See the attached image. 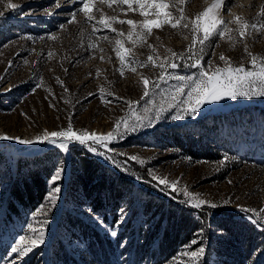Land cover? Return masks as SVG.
<instances>
[{
    "label": "rangeland",
    "instance_id": "obj_1",
    "mask_svg": "<svg viewBox=\"0 0 264 264\" xmlns=\"http://www.w3.org/2000/svg\"><path fill=\"white\" fill-rule=\"evenodd\" d=\"M7 3L18 4L20 8L11 10L6 7ZM212 3L213 0H190V3L183 7L187 16L195 17ZM79 7L81 5L74 4L73 0H0V12L4 13V17L0 18V134L33 138L44 130L57 131L66 128L70 122L74 130H87L97 134L113 131L117 137L109 142L108 149L102 145L95 146L96 153L91 152L88 145L78 142H68V149L65 151L59 143L23 145L15 140L0 141V264H49L46 248L56 230L55 223L62 207L78 212L96 224L100 230L110 229L109 225L101 222V218L93 215L86 206L64 202L66 185L72 172V143L83 146L85 152L159 191L162 186H158L152 176H162L170 181L178 180L181 187L187 186L190 192L200 194L201 199L219 206L264 209V165L245 162L223 170L224 158L220 161H208L194 160L183 154L176 155L177 152L172 147L166 146L167 141L162 135L166 129H180L183 134L186 131H194L199 128L203 118L212 114L210 112L222 104L228 106L214 113L250 105L264 106V96L238 97L235 101L225 98L203 105L195 116H184L179 109L168 108L174 86L180 81L167 79L160 82L159 88L150 84L149 95L144 96L142 77L157 81L160 68L153 67L150 63L143 67L139 64H126L124 74L121 75V61L116 56L114 44L111 42L118 37L108 30L92 33L93 24L102 16L139 20L141 17L138 12H128L127 5L118 6L114 2L110 7L103 0H95L96 10L91 13L94 19L85 22L84 13L77 11ZM262 9L264 0H236L231 10L222 12L221 16L225 22L233 21L237 15L251 22H259L264 19L260 16ZM73 13L76 22L68 23ZM27 24L32 25L33 30L23 27ZM61 24L65 25L64 29L59 28ZM113 26L125 33L129 30L127 24L117 23ZM238 27L235 22L227 23L228 29L235 30ZM51 34H55L57 38L51 39ZM104 35L108 36V40L102 38ZM228 36H231L232 40H229ZM92 41L97 44L96 48L88 47ZM191 41L192 35L187 30L165 27L163 30H154L148 37L147 44L133 45L125 40V46L135 60L147 62L148 56L153 54L149 44L155 45L159 56L164 57L168 55L166 48L180 52L185 50ZM215 43L217 46L205 47L207 55L201 61L202 66L212 60L214 65L223 67L224 62L219 60V55L223 53L233 63L250 67V57L244 52V47L247 46L248 53L264 54V29L258 33L257 30L248 28L243 42H240L238 33L232 31L226 33L223 39H217ZM49 53L52 55L49 56ZM153 58L156 59L155 55ZM132 67L136 70L132 71ZM169 71L172 75L187 76L197 73L198 69L180 67ZM57 78L63 83H58ZM37 84L40 86L36 87ZM128 101L133 103L129 105ZM161 104L167 111L157 119L155 110ZM145 108L151 111L146 113ZM173 115H181L182 118L174 120L171 118ZM136 116L147 117L143 120L146 126L125 132L121 125L119 132L115 131L117 120L123 118L129 124H134L137 123ZM149 119L152 120L151 124L148 123ZM262 125L261 119L250 120L248 126L241 124L237 126L234 138L240 149L252 144L258 159L263 158L262 148H258V135ZM24 148L26 149L23 150ZM53 148L63 152L55 155L57 168L63 169L62 179L57 182L61 191L57 194L55 204L49 203L45 197L39 207L26 213L25 221L14 213L9 216V186L16 174L15 170L20 165L25 166L24 159L20 158H33L35 150L47 151ZM99 152H104L105 155H99ZM133 155L144 163L131 160ZM150 171L152 175H149ZM52 187L49 179V190ZM161 192L181 202L186 199L179 191ZM202 207L210 206L205 204ZM129 213L130 210L121 214L122 219L114 225L113 230L121 229ZM29 224L37 230L43 228L45 242L23 258H18L16 253L11 252L17 239L22 235L30 237L38 234L29 229ZM219 232L217 227L210 225L206 237L201 234L194 239L196 244H192V241L185 244L162 264H173L174 259L177 264H190V257L182 253L195 251L201 246L205 248V252L195 264L220 262V258L210 247L213 242L211 236ZM62 237L65 241L69 240L67 244L70 247L81 246L68 239V235ZM130 254L132 251L125 256Z\"/></svg>",
    "mask_w": 264,
    "mask_h": 264
},
{
    "label": "trees",
    "instance_id": "obj_2",
    "mask_svg": "<svg viewBox=\"0 0 264 264\" xmlns=\"http://www.w3.org/2000/svg\"><path fill=\"white\" fill-rule=\"evenodd\" d=\"M23 27L33 30L29 24ZM256 119L263 120L258 135L262 159L256 157L252 144L240 149L234 139L237 126H248ZM198 127L184 134L180 129H166L162 133L166 146L172 147L176 155L194 160L224 158L223 170L245 162L264 165V106L212 113ZM82 147L70 145L72 172L64 202L86 206L110 229L100 230L78 212L62 207L46 248L49 264H162L201 234L206 237L210 225L220 230L211 236L210 247L220 258L216 264H264V225L257 222L256 216L225 206L195 208L127 176ZM33 153V158H20L25 166L15 170L7 196L9 216L14 213L22 221L47 196L49 179L58 166L55 155L63 152L53 148ZM121 210L130 213L113 237L111 231L122 219ZM63 235L81 246L70 247ZM130 251L132 254L125 256Z\"/></svg>",
    "mask_w": 264,
    "mask_h": 264
},
{
    "label": "snow or ice",
    "instance_id": "obj_3",
    "mask_svg": "<svg viewBox=\"0 0 264 264\" xmlns=\"http://www.w3.org/2000/svg\"><path fill=\"white\" fill-rule=\"evenodd\" d=\"M108 6H112L115 2L118 6L127 5L128 12H138L141 19H119L117 16L107 17L102 16L98 21L93 24L92 33L103 32L108 30L115 34L118 38L111 41L114 44V51L116 56L121 61V75H123V69L126 64H139L140 66H147L149 63L153 67L160 68V74L157 81H150L148 78L142 77L144 96L149 95V85L151 84L155 88L160 87L161 81L167 79H175L180 81L179 84L174 86V90L171 93L168 108H177L184 116H195L198 110L205 104H212L213 102L230 98L235 101L238 97L249 96H264V54H251L247 51V46L244 47V52L250 57V67H246L243 64H235L230 58H227L223 53L219 55V60L224 62V66L220 67L214 65L212 60H208L206 66H202L201 61L204 56L207 55L205 47H213L216 45L217 39H223L226 33L235 31L238 33L240 42L246 35L248 28H252L258 31L264 29V19L259 22H251L245 20L240 16H235L233 21L225 22L221 16L222 12L230 11L231 7L236 3V0H213V3L204 8L202 12L195 15V17H189L185 14L183 5L190 3V0H103ZM74 4H79L81 7L77 11L83 12L85 15V22L92 21L94 17L91 15L94 8L95 0H73ZM60 6V5H58ZM6 7L11 10H18L20 5L14 3H7ZM54 14V13H49ZM260 16L264 18V9H262ZM4 17V13L0 12V18ZM75 21V13L71 14V18L68 23ZM235 22L239 27L235 30L228 29L227 23ZM129 26L127 33L118 31L114 24ZM168 27L172 30H187L192 35L191 44L183 51L177 52L173 49L166 48L165 51L168 55L160 57L156 46L149 44L148 47L152 49V53L147 58V62H140L131 57L130 50L125 46V40L131 42L133 45L137 43L147 44L148 37L152 35L154 30H163ZM60 29H64L65 25H59ZM51 39L55 40L57 37L55 34H51ZM104 40H108V36L102 37ZM157 39H160L157 37ZM229 40H232L231 36H228ZM235 41L233 42V46ZM89 48H96L97 44L92 41L88 44ZM102 51V49H101ZM52 53H49L51 56ZM156 57L154 59L153 57ZM103 59V57H101ZM259 61V63H258ZM180 67H190L198 69L197 73L192 75H172L169 69H177ZM135 71V67L131 68ZM58 83H63L59 81ZM40 85L37 84L36 87ZM35 91V88H33ZM67 91V89H65ZM91 95V94H90ZM101 95L103 96V89H101ZM129 105L133 102L128 101ZM151 109L145 108V112H149ZM167 111V108L161 104L155 110V118H160L161 114ZM147 117L136 116L137 123L129 124L126 120L121 118L117 120L115 125V131L119 132L121 125H123L125 132L136 131L139 127H144L143 120ZM172 119H181V115H173ZM148 123L151 124L152 120L149 119ZM117 138L114 136L113 131H109L106 134H97L96 132H88L87 130H74L72 124L69 122L66 128H61L57 131L44 130L41 134L33 138H23L20 136H10L8 134H0V141L15 140L23 145H32L35 143H50L59 146L65 151L68 149V142H78L81 145H88L91 152L96 153L97 147L102 145L105 149H108L109 142ZM99 155H105L104 152H99ZM123 155V154H121ZM108 159H112L108 157ZM133 161H139L144 163L143 160H139L136 155L130 157ZM227 159V157H225ZM115 161L113 160V163ZM62 168H57L50 177V183L53 187L48 191L46 199L51 204H55L57 194L60 193L61 188L58 185V181L62 179ZM149 175H152L151 171ZM154 181L158 182V186L161 187V191H170L175 193L181 192L186 199L183 201L186 204H191L195 208H201L205 204H208L212 208H217L219 205L211 203L200 198V194H194L188 190L187 186L181 187L178 180H169L162 176H152ZM231 182V181H229ZM230 201H225L228 203ZM44 206L42 205L41 208ZM240 210L242 212L253 213L258 217L257 222L264 225V209L245 208L242 206ZM91 211V210H89ZM123 213V210H121ZM34 216L36 213L33 214ZM252 216H249L251 219ZM29 229H32L38 234L35 236H20L15 246L11 248L12 253H16L18 258H23L33 249L45 242L44 231L41 227L39 230L33 228L32 224L28 225ZM111 236L116 237L117 232L111 231ZM192 244H196L197 241L193 240ZM190 248V246H188ZM205 248L198 247L195 251H185L182 253L184 256L190 257V264H195V261L199 260L204 255ZM173 264H177L175 259Z\"/></svg>",
    "mask_w": 264,
    "mask_h": 264
},
{
    "label": "water",
    "instance_id": "obj_4",
    "mask_svg": "<svg viewBox=\"0 0 264 264\" xmlns=\"http://www.w3.org/2000/svg\"><path fill=\"white\" fill-rule=\"evenodd\" d=\"M227 106H228V104H222V105H220L219 107L213 109L210 113H214V112H216V111H219V110H221V109H224V108H226Z\"/></svg>",
    "mask_w": 264,
    "mask_h": 264
}]
</instances>
